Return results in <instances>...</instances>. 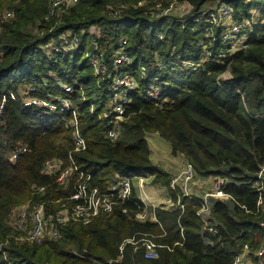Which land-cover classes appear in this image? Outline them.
Listing matches in <instances>:
<instances>
[{
  "label": "trees",
  "instance_id": "trees-1",
  "mask_svg": "<svg viewBox=\"0 0 264 264\" xmlns=\"http://www.w3.org/2000/svg\"><path fill=\"white\" fill-rule=\"evenodd\" d=\"M173 1L181 5L179 17H157L151 10L156 2ZM216 1L78 0L48 18L51 0H0V101L6 96L0 113V264H231L243 244L254 251L264 243V227L259 226L264 208L256 216L222 201L214 202L211 211L219 223L215 235L203 233V221L196 215L199 205L169 188L172 177L151 161L145 138L158 133L172 155H182L198 176L231 178L224 191L255 211L257 194L249 183L264 165V0H224L237 20L255 17L246 47L221 62L204 61L200 71L180 70L182 62L200 60L197 43L203 31L192 21ZM4 10L11 13L9 19H3ZM64 33L78 36L80 46L54 63L44 48ZM120 37L127 39L132 58L122 70L139 80L140 69L147 68L146 75L165 87L166 103L160 109L133 94L118 136L110 139L105 116L112 95L104 92L108 83L93 76L85 54L101 50L110 65ZM219 47L216 43L211 49ZM157 56L161 70L156 69ZM64 83L74 86L71 95L62 92ZM30 84L40 86L34 96L67 97L76 104L83 151L73 152L72 128L64 115L25 107L20 98L10 100L9 93L18 96ZM23 148L27 151L11 160ZM69 157L90 176L91 187L105 191L115 176L152 177L183 208H154L157 222H137L134 214L143 205L133 188L129 201L88 225L52 221L56 239L17 242L9 220L24 205H43L51 219L62 210L72 187L60 186L57 174L45 175L42 168L46 161L58 160L63 169ZM144 235L171 251L159 248L158 259L148 260L140 245L134 251L127 244L116 262L124 240Z\"/></svg>",
  "mask_w": 264,
  "mask_h": 264
},
{
  "label": "built area",
  "instance_id": "built-area-1",
  "mask_svg": "<svg viewBox=\"0 0 264 264\" xmlns=\"http://www.w3.org/2000/svg\"><path fill=\"white\" fill-rule=\"evenodd\" d=\"M77 1L51 0L47 17L54 18L59 14L61 15L70 6L75 5ZM143 4L144 1L139 2L138 6H142ZM180 9L181 5L174 1L165 4L156 2L151 7V10L157 17L164 18L179 17L181 15ZM11 16V13H4L3 19H9ZM192 22L199 24L203 31V36H201L197 43L201 51V58L198 62H182L180 70L184 72L200 71L206 60L211 59L214 62H221L243 50L256 24L255 17L237 20L232 6L224 0H217L205 11L202 18L193 19ZM216 32L218 37L215 35ZM158 38L162 39V36L160 35ZM216 43H219L220 47L212 50L211 46ZM79 46L80 38L78 36L64 33L52 38L44 50L50 61L59 64L65 56L76 52ZM126 47L127 39L120 37L112 53L111 66L105 60L101 50H97L94 54H85L93 76L97 79L98 83H108L104 92L112 95L109 111L105 116L108 118L107 124L110 127L107 133V137L110 139H116L118 136L117 127L124 119L125 108L132 102L131 96L133 94L139 95L144 101L152 102L155 107L160 109L166 103V100L163 99L165 87L156 78L146 75L147 68L143 67L139 71V80L142 81L143 85L139 83L137 77L122 70V66L129 65L132 62V58L127 53ZM156 60L158 61L156 69H163L164 66L159 61L158 56ZM150 69L154 70L155 68L151 66ZM39 88L40 86L30 84L25 89H20L18 96L10 93L8 96L10 100L15 102L20 98L21 104L25 107L37 106L44 109L48 114L59 113L64 115L67 118V124L72 128L73 152L83 151L85 149V142L78 129V109L76 104L67 97H52L49 95L47 98H41L32 95ZM61 90L64 94L71 95L74 91V86L64 83L61 85ZM5 101L6 96H3L0 101V113L3 110ZM89 109L91 113L95 112L93 101L90 102ZM26 151V148L19 150V152L11 156V160H15L17 155ZM42 173L49 176L57 174V183L65 188L71 185L72 192L66 199L65 204H63L62 210L57 212L53 216V219L45 216L44 207L41 204L32 208L24 205L19 210L14 228L18 231L26 232L25 239L27 243H40L45 239H56L58 237V230L54 228L53 222L59 225L69 222L88 225L94 218L112 213L115 207L130 200L135 186L140 192H143L147 179L145 177L128 178L115 176L106 190L101 191L97 187H91L90 176L81 171L71 157H69L68 165L63 169L58 160L46 161L43 164ZM134 180L137 181L136 185L134 184ZM230 182H232V179L225 175L198 176L191 164L187 162L182 170L171 178L169 188L174 192H179L181 196L195 201L199 205L196 215L203 221V233L215 235L219 223L211 217L214 202L222 201L231 207L236 205L246 213L256 216L264 208V165L252 176V180L249 183L250 187L257 194L254 212H250L244 206L239 205L234 197L224 191V186ZM206 183H209L208 191H205L201 196L197 195L194 189L197 188L196 190H198ZM39 191H42V189H39ZM138 199L142 203L143 208L139 207L138 211L135 212V221L141 223L147 221L157 222L153 213L154 207L144 204L140 197ZM158 208L174 210L182 209L183 206L178 198L177 202L170 200L165 206ZM123 212L126 211L123 210ZM259 226L264 227V221H259ZM180 233L182 234V229H180ZM127 244L132 245L134 251L140 245L144 249V258L148 260L158 259V249L167 248L166 246L156 244L147 235L138 240L134 238L127 239L119 247V257L116 262L121 260L123 249ZM167 249L171 251L170 248ZM231 264H264V243L254 251L251 250L248 244H243L234 256Z\"/></svg>",
  "mask_w": 264,
  "mask_h": 264
},
{
  "label": "crops",
  "instance_id": "crops-1",
  "mask_svg": "<svg viewBox=\"0 0 264 264\" xmlns=\"http://www.w3.org/2000/svg\"><path fill=\"white\" fill-rule=\"evenodd\" d=\"M157 135H156V133H147L145 135V138H146V141L148 144V148H149V152H150V159L155 165L163 168L171 177H173L174 175H177L182 170V166L184 165L185 160L181 159L182 157L179 155H177V157L173 158V159L171 158V156L169 157L168 155H164V157L159 155L157 148L159 149L162 145L160 142V138L157 137ZM165 146H168L169 153H171V148L169 147V145H167V143H165ZM147 178H152V177H147ZM147 180L148 179H146V181ZM206 186H208V185H206ZM206 186L203 185L202 187L204 188ZM194 191L197 194L198 190L194 189ZM137 192H138L137 196L140 197L142 199L143 203L148 205L149 207L156 208V206H154V204H159L161 202V200H164V202H167V203L171 200L169 194H167V193H166V195H163V198L159 201H153L151 198H150L151 199V201H150L149 199L146 198L147 195H145V193H143V192H140L138 190V188H137ZM204 192L205 191H201L197 195L201 196ZM152 203H154V204H152ZM161 207H163V206H161Z\"/></svg>",
  "mask_w": 264,
  "mask_h": 264
},
{
  "label": "rangeland",
  "instance_id": "rangeland-1",
  "mask_svg": "<svg viewBox=\"0 0 264 264\" xmlns=\"http://www.w3.org/2000/svg\"><path fill=\"white\" fill-rule=\"evenodd\" d=\"M207 8H210V7H207ZM4 12H7L6 10H4L3 11V13ZM180 12H181V9H180ZM44 52H45V50H44ZM113 102V101H112ZM110 104H111V101H110ZM158 133H156V135H157ZM159 135V134H158ZM157 135V137H159L160 138V142H161V147L158 149L157 148V151H158V153H159V155H161V156H163L164 157V155H168L169 157L171 156V158L173 159V158H176L177 157V155H172V153H169V148H168V146H165V143H167V142H165L160 136H158ZM164 141V142H163ZM167 145H169L168 143H167ZM169 147H170V145H169ZM158 155V154H157ZM158 155V156H159ZM156 156V155H155ZM179 156H181L182 158L181 159H183V160H185V158L182 156V155H179ZM187 163V161L185 160V163H184V165ZM184 165L182 166V168L184 167ZM161 168V167H160ZM161 169H163V168H161ZM164 170V169H163ZM165 171V170H164ZM166 172V171H165ZM167 173V172H166ZM148 180L145 182V186H144V193H145V195H147L146 196V198L147 199H149L150 201H151V199L153 200V201H159V200H161L162 198H163V195H166V193L168 194V191H167V189L166 188H164L163 186H161L160 184H157V183H154L153 182V179L152 178H147ZM134 184L136 185L137 184V181H135L134 180ZM206 185H209V183H206V184H204V186H206ZM135 190H136V192H137V188H136V186H135V188H134ZM197 189V188H196ZM208 189H209V187L208 186H206V187H202V188H200V189H198V192H197V194H199V192H201V191H208ZM138 193V192H137ZM201 194V193H200ZM151 198V199H150ZM164 200H161V202L159 203V204H154V203H152V204H154V206H156V208H158V207H161V206H165L166 205V203L167 202H164ZM18 212L19 211H17V213H15V216H13L12 218H10V220H9V225H10V227L12 228V235L15 237V240L18 242H25V243H27L26 242V239H25V237H26V232H22V231H18L16 228H14V224H15V221L17 220V215H18ZM47 221L48 222H50L49 221V219H47Z\"/></svg>",
  "mask_w": 264,
  "mask_h": 264
}]
</instances>
